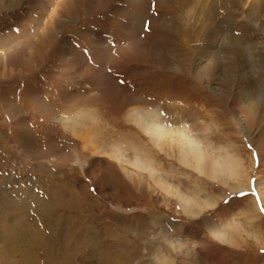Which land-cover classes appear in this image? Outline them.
<instances>
[{"label": "rangeland", "instance_id": "obj_1", "mask_svg": "<svg viewBox=\"0 0 264 264\" xmlns=\"http://www.w3.org/2000/svg\"><path fill=\"white\" fill-rule=\"evenodd\" d=\"M58 1L0 0V53L38 34ZM191 1L178 7H193L190 27L176 35L152 26L156 14L186 25V15L160 0H93L88 7L86 0H65L61 11L71 10L76 20L48 41L36 37L43 47L27 65L20 45L15 48V66L0 69V264H157L162 254L174 264H264V9L260 0H228L223 10L215 0L219 8L209 20L200 11L214 0ZM97 34L112 56L115 46L126 54L128 42L145 36L182 70L156 69L143 57L101 62ZM163 38L170 40L167 48ZM182 39L189 44L179 45ZM73 55L103 68L119 92L149 101L128 108H157L167 127L183 123L210 154L234 160L230 169L241 176L243 189L230 190L237 180L228 173L226 184L197 175L179 163L172 144L151 142L124 111L112 114L99 96L101 76L78 73L68 61ZM3 100L12 113L2 108ZM62 118L74 121V134ZM90 141L100 149L118 145L127 159L134 144L171 187L199 200L206 194L215 205L185 215L145 171L93 153ZM196 186L202 193L193 192ZM22 217L25 235L15 229ZM214 227L224 236L215 239L209 231Z\"/></svg>", "mask_w": 264, "mask_h": 264}, {"label": "bare ground", "instance_id": "obj_2", "mask_svg": "<svg viewBox=\"0 0 264 264\" xmlns=\"http://www.w3.org/2000/svg\"><path fill=\"white\" fill-rule=\"evenodd\" d=\"M73 1V0H72ZM104 1V0H103ZM131 1V0H130ZM159 3V0H157ZM168 2L166 3V0H160V2L164 5V7H167L168 5L172 6V8L177 11L180 10L178 9L179 6H181L182 3H184L186 0H167ZM184 1V2H183ZM190 1V0H189ZM198 0H193L191 1L190 5H196V3ZM207 1V0H205ZM258 1V0H257ZM256 1V3H257ZM65 0H59L54 9L49 11V17H50V23H48V21L45 24L40 25L41 29L38 30L37 32H39L38 34H35L33 37L28 35L27 37H24V39H22L21 41H19L15 46H7L3 49V51L0 53V69L1 72L3 71L4 68H6L5 66L7 64H9L10 66H15L16 64V55L19 53L17 50H21L22 53V62H24L27 65V61L32 60L31 55L34 54L35 52L37 53L42 47L43 44H40V42H44V41H48L50 40L54 35H56L57 33H59L65 26L66 23H71L73 22V20L77 19L74 18V15H71V10H69L67 13L69 14H64L61 10L62 4L64 5ZM75 2V1H74ZM86 5L91 6V3L93 2V0H86ZM204 1H202L203 3ZM210 2V1H209ZM220 4V8H223V10H225V8L223 7V5H227V2H229L228 0H219ZM75 3H78L75 2ZM213 3L215 5H210L208 6V8L204 7L205 3H203V8L201 14V17H204L205 19L209 18V20H212L214 15L216 14L217 8H219L216 5L215 0L213 1ZM223 3V4H222ZM231 4V2H229ZM104 4V3H101ZM199 4V3H198ZM258 6L259 7H263L264 9V0H260L258 2ZM140 4H137V6H139ZM200 5V4H199ZM124 6V5H123ZM250 5H248L249 7ZM46 7V6H45ZM58 7V8H57ZM127 7V6H126ZM169 8V7H168ZM189 8V7H188ZM250 8V7H249ZM171 9V8H170ZM133 9H131V11H133ZM140 9L137 8V10L135 11V13H137L138 15V11ZM152 10V9H151ZM168 10V9H167ZM172 10V11H174ZM227 10V9H226ZM169 11V10H168ZM220 11V10H219ZM142 12V10H141ZM162 12V11H161ZM167 12V11H166ZM165 12V13H166ZM171 12V11H170ZM182 12V15H186L184 18L186 19V25H183L181 22L176 21L175 20H167V18H165L164 16H159L158 14H156L155 18H150L151 19V23L152 26H154V28L158 31L160 30H164L168 31L170 33H174L176 35H179L180 30H184L185 28H189L190 24L189 22L191 21L192 17L191 15H193L194 17V10L193 7L192 9L188 10L187 8L183 7V10H180V13ZM149 13V11L147 12ZM155 13V12H154ZM177 13V12H176ZM160 14V13H159ZM168 14V13H167ZM174 14V13H173ZM178 14V13H177ZM200 14V15H201ZM224 14V13H223ZM41 15V14H40ZM150 15V14H149ZM180 15V14H179ZM140 16V15H139ZM143 17H145V15H142ZM147 16V15H146ZM168 16V15H167ZM40 17V16H39ZM81 18V17H80ZM139 18V17H138ZM38 19V17H37ZM40 19V18H39ZM127 19V18H126ZM147 19V18H146ZM184 19V21H185ZM141 21L142 18L138 19ZM180 20V18H179ZM183 20V19H182ZM126 22V21H125ZM188 22V24H187ZM192 22V21H191ZM211 22V21H210ZM125 24V23H124ZM129 24V22L127 23V25ZM140 24V23H139ZM149 24V23H148ZM205 24V23H204ZM217 24V23H216ZM44 25V26H43ZM51 26L52 30L56 29V31L54 33L51 34L50 29H48V26ZM123 25V24H122ZM126 25V24H125ZM131 25V24H129ZM128 25V26H129ZM134 25V23H133ZM132 25V26H133ZM137 25V24H136ZM141 25V24H140ZM194 25V24H193ZM131 26V27H132ZM142 26V25H141ZM146 26V25H145ZM148 26V25H147ZM189 26V27H188ZM207 26V25H206ZM192 27V26H191ZM214 27V26H213ZM120 28V27H119ZM126 29H128L127 27H125ZM138 28V26H137ZM135 29V28H134ZM144 29V27H143ZM206 29V27H205ZM216 29V28H215ZM187 30V29H186ZM190 30V29H189ZM49 33H48V32ZM146 31V30H145ZM154 31V30H153ZM120 32V31H119ZM123 32V31H122ZM126 32V31H125ZM124 32V33H125ZM128 32V31H127ZM134 32V30H133ZM132 32V33H133ZM155 32V31H154ZM187 32V31H186ZM189 32V31H188ZM221 32V31H220ZM129 33V32H128ZM143 34V32H141ZM158 33V32H157ZM166 33V32H165ZM223 33V32H222ZM51 34V35H50ZM153 34V32H152ZM161 34V33H160ZM49 35V36H48ZM135 35V34H134ZM144 35V34H143ZM155 35V34H154ZM58 36V35H57ZM104 36V35H103ZM103 36H100V34H97V37L94 40V45H96V47L99 49V51H101L99 54V61L101 62H107V59H109V61H115L118 60L120 58H129L132 59L134 57H143L144 61L147 65L149 66H154V68H162V69H171V70H176V73H179L181 70H179V68L176 66V68L172 65L173 61L170 57V55L167 53L165 54L164 52H161L159 49L155 50L154 48H156V46L153 48L152 45L149 46L147 44L146 41H144V39L146 38L144 36V38H141L140 35L139 38L141 39H137L135 38L134 41H132L133 43H127V47H126V54L123 53V50H125V47H120V46H115V55L112 56L111 51L109 50V47L106 46V42H105V38ZM118 36V34H117ZM137 36V37H138ZM156 36V35H155ZM166 36V35H165ZM168 36V35H167ZM171 36V35H170ZM173 36V35H172ZM224 36V35H223ZM36 37H39V41L38 39H35ZM159 38V37H158ZM176 38V37H175ZM174 38V39H175ZM66 39V37H65ZM63 39V40H65ZM76 39V38H75ZM103 39V40H102ZM116 39V38H115ZM164 40H166L167 43H164L163 47L167 48V44L169 45L170 40H168V38H163ZM180 39V38H178ZM211 39V38H210ZM55 40V39H54ZM126 40V39H125ZM218 40V39H217ZM113 41V40H112ZM117 41V39L115 40ZM65 42V41H64ZM110 42V41H109ZM175 42V41H174ZM57 43V42H56ZM55 43V44H56ZM113 43V42H111ZM177 43L179 45H183L184 43L189 44V41H182L179 42L177 40ZM114 44V43H113ZM177 44V45H178ZM18 45H20V47L22 49H17L15 50V48L18 47ZM42 45V46H41ZM66 45V44H65ZM69 48L70 45H67V47L64 50H67ZM72 46V45H71ZM159 46V45H158ZM160 47V46H159ZM158 48V47H157ZM162 48V47H161ZM128 49V51H127ZM38 50V51H37ZM59 50V49H58ZM112 50V49H111ZM14 51V52H13ZM71 52V50H69ZM75 51V50H73ZM163 51V50H162ZM194 50H190L191 54ZM41 52V50H40ZM176 53L178 52V50L175 51ZM17 53V54H16ZM39 53V52H38ZM56 53V52H55ZM67 53V52H66ZM65 53V54H66ZM95 53V52H94ZM188 53V51H187ZM15 54V57H14ZM109 54L111 56H109ZM79 55V54H78ZM69 56V55H68ZM95 56V55H94ZM98 54L95 56L97 58ZM192 56V55H191ZM131 57V58H130ZM68 59V58H67ZM85 58H83L82 56H75L73 55L70 60L71 66H73V68H76L79 70L78 73H81L82 75L84 74V76L86 74L89 75H94L91 78H100L101 76V81L99 82V96L104 99L105 97V101L107 102V104H110V107H113V112L112 114L114 115H119L121 113H123L124 111V118L126 121H128L131 125H133L134 127H136L143 135L147 136V138L149 140H151V142L155 143L156 145L159 146V142L161 141H167L170 144H172L174 147V150H177V159L179 160V163L188 166L191 169H194L195 172L197 173V175L203 176V177H207L208 179L214 180V181H220V183L226 184L225 183V179H226V174L228 173V176H230L231 178H235L236 181V185L233 187H230V190H241L243 189V184L240 181V175L237 174V172H232V170L230 169V167H233L235 165L234 160H230L228 162L226 159V156L224 157L223 155H213L210 154L209 150H211V148H207V147H202L201 146V140H199L197 137H193L190 134V130H188V127L186 125H184L181 121V126H178L177 128H170L167 127V125L164 124V122H162L160 120V117H162L160 115V112L156 109H147L145 110V108H128V106H132L134 103L139 102L141 104L146 105L147 103H149L148 100H140L139 98H134L130 93H121L117 90V88H115L110 80V78L106 75V73L103 71L104 69L101 68L99 69L98 67L96 68L94 66H89L86 61L84 60ZM97 59V60H98ZM190 59V58H189ZM36 60V59H35ZM177 60V59H175ZM238 60V59H237ZM27 63H26V62ZM34 61V60H33ZM98 61V62H99ZM91 63V62H90ZM107 64V63H106ZM112 64V63H111ZM20 65V64H19ZM25 65V67H26ZM113 65V64H112ZM17 66V65H16ZM99 66V64H98ZM11 67V69H12ZM24 67V65H23ZM30 67V66H29ZM16 68V67H15ZM18 68V67H17ZM32 68V67H31ZM30 68V71L32 70ZM203 67H199V72L200 69ZM153 70V69H152ZM7 71V70H6ZM15 71V70H14ZM20 71V70H19ZM18 71V72H19ZM17 72V73H18ZM194 72V71H193ZM198 72V70H197ZM3 73V72H2ZM23 73V72H22ZM25 73V72H24ZM23 73V74H24ZM20 74V73H19ZM101 74V75H100ZM195 75H197L194 72ZM96 75V76H95ZM194 75V76H195ZM90 77V76H89ZM177 78V77H176ZM113 79V78H112ZM92 80V79H91ZM93 80H97V79H93ZM99 80V79H98ZM97 82V81H96ZM94 85V84H93ZM174 86V85H173ZM180 87V86H179ZM119 88V87H118ZM171 88V87H170ZM120 89V88H119ZM142 92V91H141ZM140 92V93H141ZM176 94V93H175ZM178 97V96H177ZM180 97V96H179ZM66 98V97H65ZM75 98V97H74ZM40 99V98H39ZM79 99V98H78ZM97 99V98H96ZM179 99V98H178ZM177 99V100H178ZM75 100V99H73ZM98 100V99H97ZM31 101V99L29 100ZM77 101V99H76ZM99 101V100H98ZM62 102V100H61ZM96 102V100H95ZM180 102V100L178 101ZM2 103V101H1ZM55 103V102H54ZM77 103V102H76ZM35 108L36 111H39L40 105L35 102ZM46 104V103H45ZM56 104V103H55ZM61 104V103H60ZM64 104V103H63ZM92 104V103H91ZM106 104V103H105ZM43 105V104H42ZM49 105V104H48ZM85 105V104H84ZM98 105V104H96ZM103 105V104H102ZM138 105V104H137ZM151 106V105H149ZM50 107V105H49ZM118 107V108H117ZM148 107V106H146ZM2 108L5 109L8 112L13 111L12 106L10 103H8L7 101L3 100L2 103ZM45 108V107H44ZM85 108V107H84ZM126 108V109H125ZM125 109V110H124ZM246 109V108H245ZM42 111H44V109H40ZM33 111V110H32ZM35 111V112H36ZM5 112V111H4ZM45 112V111H44ZM248 112V110H247ZM88 113V112H86ZM250 113V112H249ZM254 117L255 115L252 114ZM262 119V118H261ZM60 122L62 124L63 127H65L66 129H70L73 134L76 132V130L74 129V121L70 120L68 118L64 119H60ZM93 124V123H92ZM132 135V134H131ZM96 136V135H95ZM129 136V135H128ZM82 137V135L80 136ZM103 137V136H102ZM107 138V137H106ZM127 138V137H126ZM133 138V137H132ZM57 139V138H56ZM122 139H124L122 137ZM99 140V139H98ZM97 140V141H98ZM102 140V139H101ZM131 140V139H130ZM96 141V142H97ZM104 141V139H103ZM102 141V142H103ZM119 141V140H118ZM133 142V140H131ZM98 143V142H97ZM115 143V142H114ZM121 143V142H120ZM119 143V144H120ZM101 144H105V143H101ZM109 144V142H108ZM117 144V143H116ZM89 145L92 148L93 153L95 154H99V155H109L111 157H113L114 160H116L118 163H121L129 166V167H133L135 169L138 170H143L145 171V173H147L148 177L150 178V180L158 185L160 187L161 190L164 191V193H166L167 195H171L174 196L180 206V208L182 209L183 213L189 217H194V216H198V214L200 213V211H202L203 208H212L215 205V202L212 199H209L208 196L203 195L200 200L199 199H195L193 198L194 196L192 195H187L184 193H181L178 189L174 188L173 186L171 187L170 184H168L167 182H165L163 180V178H161L159 176V172L158 169L153 166L150 162H152L148 157L145 152H142L141 150L137 149V146H135L134 144L131 145V148L129 150L133 153V156L130 159H127L126 157H124V155L121 154V149L120 147H118V145L115 144H110V148L105 149V148H98L100 147L98 144L95 143V141H90ZM125 145V144H124ZM105 146V145H104ZM107 146V145H106ZM105 146V147H106ZM126 149L127 146L125 147ZM143 149V148H142ZM208 150V151H207ZM216 151V150H213ZM124 154V152H123ZM225 155V154H224ZM229 160V159H228ZM147 161H149V163H147ZM228 168H227V167ZM197 188V186H196ZM195 188V189H196ZM198 192H195L196 194H200L202 193V190L199 188L196 189ZM197 197V196H196ZM198 202V203H197ZM26 220V219H25ZM24 218H19L17 219L16 225H15V229L16 232H18L19 234H24L26 232H28V228H26V222H25ZM172 225V224H171ZM12 231V230H11ZM211 232V234L216 238H221L224 235L217 229V228H212L211 230H209ZM14 232V231H13ZM15 233V232H14ZM224 240V239H223ZM184 243V242H183ZM179 246H182V244H180ZM157 260V264H174V261L170 258L167 257L165 255H161V256H156ZM33 261V260H32ZM39 262V261H38ZM38 264V263H37Z\"/></svg>", "mask_w": 264, "mask_h": 264}]
</instances>
